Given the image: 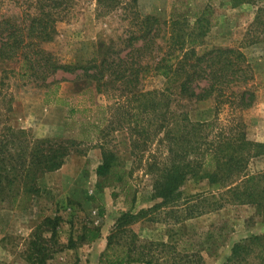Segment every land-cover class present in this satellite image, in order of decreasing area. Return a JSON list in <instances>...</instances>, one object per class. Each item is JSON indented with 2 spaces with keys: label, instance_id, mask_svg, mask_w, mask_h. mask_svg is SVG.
<instances>
[{
  "label": "trees",
  "instance_id": "16d2710c",
  "mask_svg": "<svg viewBox=\"0 0 264 264\" xmlns=\"http://www.w3.org/2000/svg\"><path fill=\"white\" fill-rule=\"evenodd\" d=\"M79 1H93L95 15L117 11L119 19L128 22L121 29L117 46L104 47L101 43L82 63H61L43 44L53 39L56 24ZM7 2L21 9L10 16L0 15V64L14 65L0 71V95L6 82L15 78L21 86L42 88L44 104L68 106L67 114L71 115L81 109L69 106V99L57 91L59 83L67 80L56 76L68 74L82 88L92 84L96 92L106 93L114 101L108 107L94 105L96 114L86 119L93 128L92 136L80 131L77 140L34 138L28 130L0 120V202L8 197L12 203L16 198L36 194L39 176L58 169L69 149L84 143H92L100 150L96 188H102L101 180L109 174L114 181L122 182L126 172L120 162L119 144L124 141L114 137L126 130L133 134L129 154L133 153L138 163L144 156L142 173L150 184L151 199L156 202L134 213H120L106 236L101 255L107 264H160L150 254L157 250L174 254L170 264H204L198 252L176 254V247L170 243L137 241L129 226L141 219L175 224L225 205L264 207V170L248 169L250 159L264 155V143L247 139L234 114L255 100L247 86L252 79L251 69L234 46L198 49L208 26L204 11L193 13L190 22L173 10L167 20L161 21L154 15H140L136 0ZM261 11L262 7H257L255 20ZM149 74L162 77L164 87L141 90ZM115 90L116 94H109ZM182 99L212 100V117L191 119L180 104ZM86 110L83 107L82 111ZM105 112L108 115H103ZM152 144L154 149L150 151ZM190 177L206 179L207 190L181 195L179 189ZM59 220L57 216L44 217L40 226L48 230L49 236L29 243V258L33 254L37 264L50 256L48 245L55 243ZM98 235L97 228H87L80 239L89 242ZM252 245L257 247L255 251ZM251 253L258 264H264V241L256 234L234 241L224 264H245Z\"/></svg>",
  "mask_w": 264,
  "mask_h": 264
},
{
  "label": "rangeland",
  "instance_id": "374dc122",
  "mask_svg": "<svg viewBox=\"0 0 264 264\" xmlns=\"http://www.w3.org/2000/svg\"><path fill=\"white\" fill-rule=\"evenodd\" d=\"M20 1L16 0V3ZM135 7L140 15H154L161 21L167 20L173 10L190 22L193 13L205 12L208 26L198 49L234 46L243 53L252 75L247 86L254 92L255 100L250 107L234 114L240 119L247 139L264 143V0L238 3L230 0H136ZM257 7H262L258 16L261 20H255ZM20 9V6L15 8L7 0H0V15L10 16L14 12L19 13ZM127 22V19H119L117 11L95 15L93 1H79L56 24L55 36L44 43L43 48L53 53L61 63H82L101 43L104 47L117 46L121 29ZM12 67L11 63H3L0 64V71ZM58 76L67 80L59 83L58 93L69 99H66L69 106H78L80 111L68 115V106L44 104L42 88L21 86L17 79L11 78L0 95V120L14 128L28 130L34 138L77 140L80 131L92 136L93 128L90 122L87 124V117L96 114L94 105L108 107L113 98L96 92L92 84L82 88L81 84L71 80L72 75ZM162 87V77L149 74L143 79L140 89ZM116 93V90L113 94L109 92L111 95ZM180 104L191 119H208L213 115L212 100L193 102L182 99ZM83 107L87 110L82 111ZM131 138L133 134L129 135L126 130L114 137L124 141V144H119L122 151L120 162L126 172L122 182L114 181V176L109 174L101 180L102 188H96L98 177L95 168L101 160L100 150L92 143H84L75 149L70 148L69 155L58 169L39 176L36 194L16 198L12 203L8 197L0 202V264H37L33 254L29 258V243L49 236L48 230L40 225L44 217L54 216L60 219L56 226L55 243L48 245L50 256L42 258L39 264H107L101 255L106 236L120 213H134L156 202L151 199L150 184L142 173L144 156L138 163L136 156L129 154ZM153 149L152 144L149 150ZM248 169L263 171L264 155L250 159ZM179 190L183 196L206 191L207 181L190 177ZM87 228H97L98 237L89 242L80 239ZM129 228L136 234L137 241L170 243L176 247V254L195 251L204 264H224L234 241L252 234L264 241V207L225 205L175 224L141 219ZM252 249L255 251L257 247L252 245ZM118 251L122 252V249L118 247ZM150 254L160 264L172 263L174 256L171 251L157 250ZM253 256L251 253L245 264H258Z\"/></svg>",
  "mask_w": 264,
  "mask_h": 264
}]
</instances>
